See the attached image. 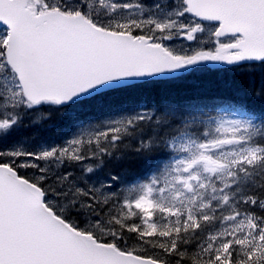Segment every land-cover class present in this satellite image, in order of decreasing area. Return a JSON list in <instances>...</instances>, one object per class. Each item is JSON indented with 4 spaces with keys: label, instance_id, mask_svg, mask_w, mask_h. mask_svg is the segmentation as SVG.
Here are the masks:
<instances>
[{
    "label": "snow or ice",
    "instance_id": "snow-or-ice-1",
    "mask_svg": "<svg viewBox=\"0 0 264 264\" xmlns=\"http://www.w3.org/2000/svg\"><path fill=\"white\" fill-rule=\"evenodd\" d=\"M0 264H264V0H0Z\"/></svg>",
    "mask_w": 264,
    "mask_h": 264
},
{
    "label": "trees",
    "instance_id": "trees-1",
    "mask_svg": "<svg viewBox=\"0 0 264 264\" xmlns=\"http://www.w3.org/2000/svg\"><path fill=\"white\" fill-rule=\"evenodd\" d=\"M243 70H234V71H209L205 73H199L196 76H194L191 80V82L196 83L197 85H202L206 90H213L217 88L218 85H220L224 81L229 80H237V81H243L246 79L245 76L241 75L240 73ZM251 75V74H245ZM59 124V117L57 114H53L51 119L48 121H45L43 123V126L40 128H37L39 133H42L45 135L46 138H50L54 135H59L61 133V136L56 137L60 140L62 136L65 135L63 131H61L60 128L57 127ZM48 125H51V127H48Z\"/></svg>",
    "mask_w": 264,
    "mask_h": 264
},
{
    "label": "rangeland",
    "instance_id": "rangeland-1",
    "mask_svg": "<svg viewBox=\"0 0 264 264\" xmlns=\"http://www.w3.org/2000/svg\"><path fill=\"white\" fill-rule=\"evenodd\" d=\"M38 129H35V131H37ZM38 132V131H37ZM40 134V137H42L43 139H46V140H48V141H50V142H53V140L52 139H50V138H46L42 133H39Z\"/></svg>",
    "mask_w": 264,
    "mask_h": 264
}]
</instances>
